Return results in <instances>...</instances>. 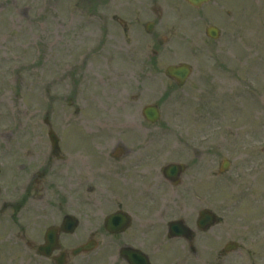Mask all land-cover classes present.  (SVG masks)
Wrapping results in <instances>:
<instances>
[{"label": "rangeland", "instance_id": "374dc122", "mask_svg": "<svg viewBox=\"0 0 264 264\" xmlns=\"http://www.w3.org/2000/svg\"><path fill=\"white\" fill-rule=\"evenodd\" d=\"M169 1L159 0L155 16H136L125 13L124 0H0V136L11 129L16 139H27L32 124L34 139H47L48 116L59 137L88 139L89 110L92 139H119L117 128L102 126L110 124V114H122L124 98L125 120L162 99L160 124L139 116L128 135L195 139L199 147L204 141L211 199L226 220H240L239 231L253 232L252 222L264 223V0H213L199 15L184 0L175 2L180 11ZM143 2L147 7L149 0ZM115 17H125V32ZM149 22L156 24L151 32ZM211 24L220 29L217 40L206 33ZM179 63L192 65L193 74L176 92L187 98L177 104L170 99L176 86L164 71ZM63 72L79 115L60 107ZM224 160L229 171L219 181L213 175ZM229 230L238 229L230 224ZM1 234L3 228L0 264H26L24 245L17 248ZM80 242L71 238L64 245ZM98 243L91 255L73 258L75 264H121L118 241Z\"/></svg>", "mask_w": 264, "mask_h": 264}, {"label": "flooded vegetation", "instance_id": "af4514ba", "mask_svg": "<svg viewBox=\"0 0 264 264\" xmlns=\"http://www.w3.org/2000/svg\"><path fill=\"white\" fill-rule=\"evenodd\" d=\"M123 6L136 16L145 10L130 0ZM158 8L153 0L150 13ZM121 23L125 32V17ZM66 81L63 72L60 107L77 115L81 108L67 95ZM168 81L176 86L170 99L184 103L178 83ZM124 102L122 114H110V124L102 126L110 132L120 128L119 139H34L32 124L27 139H16L11 129L0 136V230L6 233L1 236L17 248L24 245L26 264H75L73 258L91 254L74 251L99 240L120 243L121 264H264V231H226L228 220L211 199L205 142L199 147L195 139L129 136V127L145 117L138 109L125 120ZM153 104L162 106V99ZM43 123L49 131L48 116ZM210 212L217 214L213 225ZM48 238L58 240L56 248H46ZM71 238L82 242L65 246Z\"/></svg>", "mask_w": 264, "mask_h": 264}, {"label": "water", "instance_id": "95a60500", "mask_svg": "<svg viewBox=\"0 0 264 264\" xmlns=\"http://www.w3.org/2000/svg\"><path fill=\"white\" fill-rule=\"evenodd\" d=\"M193 1V0H190ZM195 1V0H194ZM211 32V31H210ZM167 74L177 79L182 85L188 76L191 74V67L188 65H180V66H171L167 69ZM146 116L148 119L157 118L159 116V111L157 107H149L146 109Z\"/></svg>", "mask_w": 264, "mask_h": 264}]
</instances>
